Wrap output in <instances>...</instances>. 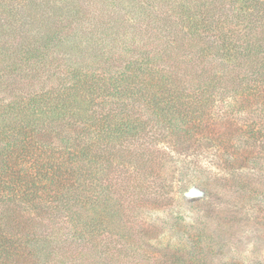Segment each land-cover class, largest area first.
Returning a JSON list of instances; mask_svg holds the SVG:
<instances>
[{
  "label": "trees",
  "instance_id": "1",
  "mask_svg": "<svg viewBox=\"0 0 264 264\" xmlns=\"http://www.w3.org/2000/svg\"><path fill=\"white\" fill-rule=\"evenodd\" d=\"M4 96L0 264H260L264 0H0ZM201 154L228 199L189 250L145 215Z\"/></svg>",
  "mask_w": 264,
  "mask_h": 264
},
{
  "label": "rangeland",
  "instance_id": "2",
  "mask_svg": "<svg viewBox=\"0 0 264 264\" xmlns=\"http://www.w3.org/2000/svg\"><path fill=\"white\" fill-rule=\"evenodd\" d=\"M108 5H113V3H108ZM114 7V6H113ZM114 11H111V13H113ZM110 13V14H111ZM105 46L103 43L101 44L100 47ZM8 94V93H7ZM9 95V94H8ZM15 100L14 97H5L3 99H0V104L2 105V107L0 106V112H2L3 109H5V104L6 103H12ZM218 106L220 107V104H218ZM219 109L214 110L213 114H215ZM224 111H228V115H229V108L225 107ZM258 117V115H253L252 116V120H255ZM245 129V128H243ZM236 136V134H234ZM232 138V136H231ZM236 144V142H235ZM237 146H240V141H239V145L237 144ZM239 149L240 150V156L244 154V150H245V146H240ZM254 150L251 151L252 153H256L258 152V148L254 147ZM3 152V145L0 143V152ZM234 153V149L233 148H228V154H232L233 156ZM230 156V155H229ZM200 159V164H199V170H197V176L199 178H201L200 182H209L214 181V183L216 184V187H214V189H211V196L208 199L206 197V191L204 189V186L201 185L202 183H198V184H192L189 183L187 178L189 177V173L187 171V169L185 168H180L179 169V174H178V190H177V195H176V203L173 207L168 208V209H164L161 211H157V212H153V213H146L145 215V219L148 220H154L155 222H157L159 224V226L162 229V232L164 233V235L162 236V238L164 239L165 242H180L182 244V246H184L185 248H189V250H194L196 249V247H200L201 250H205L209 247H211L212 245V241L210 240V242L208 240H204V237H202V239H199L200 236V232H201V212H197V210L203 208V210L206 208L207 204L212 203L220 205L221 202L223 204H225V200L228 199V190H226L225 188H222L220 186H222V182H221V178H222V171L221 169L218 167V164L213 165V163L210 161L209 156L206 154H201V156L199 157ZM220 179V180H218ZM224 186V185H223ZM215 206V205H214ZM220 206H223L222 204ZM85 209H80L78 211V215H83ZM206 210V209H205ZM11 212V210H9V213ZM189 212L194 213V215L192 216V213L189 214ZM11 215V214H10ZM12 215H15L12 212ZM41 217V215H40ZM191 217V219H190ZM199 218V219H198ZM198 220V222H197ZM17 224H15V226H20L23 225L21 219H16ZM201 222V223H199ZM212 222V221H211ZM190 224L189 227H187L185 229L186 232L191 233V236L193 238H191V241H187L185 239H178V236H181L180 233H177L178 236H176V230H180V225L179 224ZM49 224V223H48ZM75 224V223H74ZM69 226V230L67 231V229L63 228L62 232L64 234H66L67 232L70 231V234L73 232V234L76 232V229L73 228V225ZM214 227V225H212ZM24 227V226H23ZM22 227V228H23ZM21 228V229H22ZM181 232V231H180ZM61 236V235H60ZM64 236V235H63ZM214 246H216V243H214ZM226 256L228 257V251H226ZM262 256L259 257L260 260V264H264V251L261 254ZM218 262V261H217Z\"/></svg>",
  "mask_w": 264,
  "mask_h": 264
}]
</instances>
